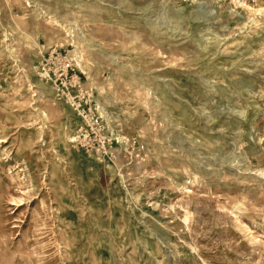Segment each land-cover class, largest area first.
I'll return each instance as SVG.
<instances>
[{
	"label": "rangeland",
	"instance_id": "rangeland-1",
	"mask_svg": "<svg viewBox=\"0 0 264 264\" xmlns=\"http://www.w3.org/2000/svg\"><path fill=\"white\" fill-rule=\"evenodd\" d=\"M0 264H264V0H0Z\"/></svg>",
	"mask_w": 264,
	"mask_h": 264
},
{
	"label": "bare ground",
	"instance_id": "bare-ground-1",
	"mask_svg": "<svg viewBox=\"0 0 264 264\" xmlns=\"http://www.w3.org/2000/svg\"><path fill=\"white\" fill-rule=\"evenodd\" d=\"M4 140L3 139H0V143L3 142Z\"/></svg>",
	"mask_w": 264,
	"mask_h": 264
}]
</instances>
